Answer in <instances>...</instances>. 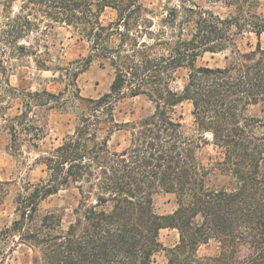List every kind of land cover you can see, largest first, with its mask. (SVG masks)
I'll list each match as a JSON object with an SVG mask.
<instances>
[{
	"label": "trees",
	"instance_id": "1",
	"mask_svg": "<svg viewBox=\"0 0 264 264\" xmlns=\"http://www.w3.org/2000/svg\"><path fill=\"white\" fill-rule=\"evenodd\" d=\"M0 5V129L11 135L10 149L21 152L28 134L32 141L40 137L32 115L38 107L65 108L70 92L80 110L73 133L42 156L46 177L21 180L15 218L0 232V264L14 243L29 249V264H157L161 251L163 264H264V118L251 113L264 104L260 0H168L158 10L141 0ZM108 9L115 18L103 23ZM61 26L88 46L87 56L70 61V67L50 64L48 37ZM246 32L256 36L254 48L237 49L224 66L197 64L200 55L225 51ZM26 58L59 71L69 81L67 90L13 86L8 72L15 60ZM95 60L109 66L114 79L101 96L84 97L77 78ZM182 68L188 69L187 79L177 89L173 82ZM139 95L154 103L153 112L118 121L117 102ZM185 100L198 128L222 149L220 159L204 164L198 154L202 142L174 117ZM121 131L126 144H112ZM10 183L0 180V205ZM71 186L79 199L66 224L59 210L45 211L42 203ZM162 191L177 197L176 209L166 215L155 209L154 196ZM165 228L179 233L172 246L160 240ZM212 239L219 253L201 256L200 246Z\"/></svg>",
	"mask_w": 264,
	"mask_h": 264
},
{
	"label": "rangeland",
	"instance_id": "2",
	"mask_svg": "<svg viewBox=\"0 0 264 264\" xmlns=\"http://www.w3.org/2000/svg\"><path fill=\"white\" fill-rule=\"evenodd\" d=\"M147 7L158 10L162 8L168 0H141ZM204 5L211 6L203 2ZM19 1L14 2V9H17ZM219 12L225 9L217 6ZM0 10L2 6L0 5ZM259 12L264 14V0H260ZM115 18V12L108 9L101 17L103 23H108ZM52 55L51 66L60 64L63 67H70L72 60L78 59L88 54V46L84 41L79 40V35L73 33L66 27H57L48 37ZM257 38L253 33L246 32L237 36L235 46L220 52H205L197 59L198 65H209L212 67L224 66L229 59L234 56V51L241 49L250 50L255 47ZM264 45V35L262 37ZM228 56V58H227ZM6 59V57H5ZM4 59V60H5ZM2 53H0V64ZM7 66L10 62L7 59ZM188 69L182 68L177 73V78L173 82V87L181 89L187 79ZM10 83L19 88L33 91L47 90L59 93L67 90L68 79L62 78L57 70H43L38 68L32 59L26 58L22 61L15 60L8 72ZM114 79L113 70L109 66H102L100 60H95L85 71L81 72L77 78L79 92L84 97L97 98L109 91ZM74 88V87H73ZM72 89V87H71ZM68 103L65 108H37L38 112L32 114L36 122L41 127L40 137L32 141L29 134L22 141V151L14 153L10 149L11 135L5 129H0V180L11 181L9 185V195L0 205V232L10 226L15 218L14 197L20 186L21 180H30L37 183L47 175V169L42 162V156L48 154L53 148L58 146L67 134H72L79 119L80 110L73 103L75 98L69 92L65 94ZM17 103V101H16ZM18 104V103H17ZM154 110V103L145 95L136 97L127 96L117 102L115 107L116 119L120 122L137 120L141 116L149 114ZM13 111V110H12ZM9 111V112H12ZM251 113L264 118V104L252 107ZM31 116V115H30ZM174 117L178 118L184 130L192 137L201 141L198 150L200 160L204 164L220 159L223 156L222 149L214 144L212 135L200 130L192 114V105L189 101H182L175 107ZM2 120H0V123ZM28 138L31 140H28ZM127 134L123 131L116 132L112 136L111 143L120 142L122 146L126 144ZM36 144L35 146L32 143ZM79 195L74 186L61 189L58 193L50 196L42 203L43 210L57 209L62 213L64 222L67 224L73 218V209L78 203ZM155 209L159 214L166 215L172 213L177 207V197L171 192H159L154 196ZM160 240L165 246H172L179 240L177 229L165 228L160 231ZM13 242V241H11ZM219 253V243L212 239L208 243L202 244L199 248L201 256L217 255ZM157 264L166 261V252L161 251L156 254ZM29 249L19 243H14L13 251L9 252L4 264H29Z\"/></svg>",
	"mask_w": 264,
	"mask_h": 264
}]
</instances>
